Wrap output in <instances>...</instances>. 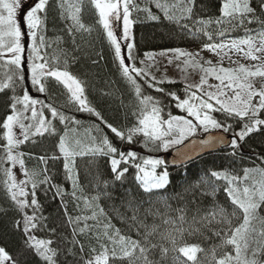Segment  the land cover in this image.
<instances>
[{
    "label": "trees",
    "instance_id": "trees-1",
    "mask_svg": "<svg viewBox=\"0 0 264 264\" xmlns=\"http://www.w3.org/2000/svg\"><path fill=\"white\" fill-rule=\"evenodd\" d=\"M33 2L34 0H22L23 11L27 7L28 10ZM161 2L172 4L177 0ZM185 2L187 0H181L180 6L183 7ZM224 2L225 0H194L191 17L176 22L165 19L152 0H132L134 7L130 14V20L133 22L130 42H134V52L143 54L158 50L200 47L205 43L244 39L251 33L264 31V24L255 19L251 24L245 21L241 26L236 22L228 23L229 19L223 18L224 23L217 25L215 21L221 18ZM259 4L260 0H250V6L256 9L255 16L264 20V13L261 12ZM76 7L80 8L76 15L84 25L83 28H79L69 18V14L74 13ZM144 8H148L158 19L152 20L147 12L137 10ZM171 11L180 17L178 9ZM39 15L42 23L38 34L45 37V46L40 48V54L49 67L67 70L78 78L84 86V99L88 106L127 134V129L137 124L141 105L135 87L118 70L119 62L115 58V50L98 22V13L91 0H49L46 12ZM198 21H212L206 28L212 35L211 41L203 31H197L205 27ZM234 23L236 26H233ZM221 29L225 31L223 37L218 35ZM29 51H26V60ZM3 70L0 65V84L5 81ZM13 75L9 87L0 91V246L4 247L13 259L18 260L19 264H46L25 246L27 237L22 228L23 213L19 212L11 201L4 183L6 177L3 169L10 167V163H5L3 159V146L6 144L3 122L12 114L14 97H22L25 91H28L32 98L44 104H51L66 116L80 122L74 124L69 121L61 124L58 119L52 120L48 109H41L38 104L46 118H51L55 132L31 136L17 149V152L22 154L21 159L28 173L25 175L27 180L34 172L39 173L35 177L37 180L43 179L44 175L49 177L48 184H41L36 189L40 207L35 214L42 219L37 221L38 226L32 230L31 235L37 239L52 241L50 247L57 253L54 257L55 264H85L102 251L101 244L108 247L110 264H145L144 256L151 264H216L225 253L235 256L233 247L224 244L226 237L224 231H221L227 229L228 225L217 223L212 213L218 206H223L229 214L235 211V215H230L232 228L243 222V213L227 198L224 192L225 181L216 180L211 176V172L227 171L242 177L244 168L264 167L261 162L264 158V131L245 137L235 150L229 146L176 169L167 166L170 183L164 189L144 192L136 180L137 170L134 167L128 166L129 171L117 180L111 171L109 156L87 153L88 147L94 143L92 137L106 134L118 150L134 151L139 158L161 156L162 150H153L155 145L151 143L145 147L142 134L134 137L133 143L122 142L104 127L95 115L78 111V105L69 103L67 90L54 78H45L46 92L40 93L35 88H28L31 77L28 84L29 80L25 74L23 81L16 73ZM132 76L140 86L142 96H152L160 102L162 119H168L169 113L178 116L182 114L175 107L176 101L168 95L174 92L179 97L183 96V86L178 80L158 83L157 87L164 89L163 92H158L148 87V82L155 83L149 76L142 78L135 73ZM212 115L226 125H232L228 134L233 135L234 131H240L243 126L242 121L226 117L220 112H213ZM260 118L264 119L263 112L260 113ZM97 126L102 133L96 131ZM65 133L72 150H83L86 153L69 160L70 173L64 168L65 159L58 147L60 137L65 136ZM77 140L80 141L79 144L76 143ZM41 157L44 159L41 160ZM141 162V159L137 160V163ZM157 171L162 170L159 167ZM69 175L72 179L68 178ZM255 179L258 180L259 176ZM194 183L198 186L192 188ZM246 183L250 184L251 180ZM55 186H59L62 195L57 194ZM213 186L215 192L212 190ZM26 187L31 193V183ZM27 199L30 201L31 195ZM129 203L133 207L139 206L137 221L131 219L133 211L129 209ZM101 208L104 209L102 216L99 215ZM146 209H151V214L147 213ZM180 209L183 211H178ZM94 212L97 213L96 219L91 218ZM181 215L184 216L183 222L179 219ZM121 217L125 219L122 220ZM16 220L21 221L19 230L14 226ZM108 221L114 226L109 231L120 229L122 235L139 241L147 249L146 253L141 255L137 249L133 257L120 258L119 245L111 244L102 235L98 241L96 236L103 233V225ZM153 227L155 231H152ZM178 228L184 231H177ZM262 229L264 204L256 210V218L251 220L248 248L242 252V258L254 259L257 264H264V236L259 235ZM149 231L152 234L148 236L146 243L144 237ZM216 231L220 232L219 236L214 234ZM230 235L231 232H228V236ZM173 239L175 244L172 243ZM185 245L200 246L202 251L197 252L196 261H188L178 251ZM113 247L116 249V258L111 256ZM162 248L168 249L166 254L162 252Z\"/></svg>",
    "mask_w": 264,
    "mask_h": 264
},
{
    "label": "snow or ice",
    "instance_id": "snow-or-ice-1",
    "mask_svg": "<svg viewBox=\"0 0 264 264\" xmlns=\"http://www.w3.org/2000/svg\"><path fill=\"white\" fill-rule=\"evenodd\" d=\"M152 2L155 4V7L163 13L165 19L176 22H179V19H189L192 13V5L194 4V0H187V2L183 3V7L180 6L181 0H177L176 3L172 4L161 2V0H152ZM48 3L49 0H37V2L23 14V20L28 29L27 35L32 40V44L29 45L30 51L27 66L31 73V84L33 88L40 93H45V78H54L67 90L69 103L78 105V111H87L95 115L100 123L122 142L126 141L128 143H133L134 137L142 134L145 147L151 143L155 145L153 150L167 151L170 146L183 145L185 140L197 134L198 129H202L206 133L210 132L212 129H219L225 133L232 129L231 124L226 125L223 121L216 119L212 115L213 112H220L226 117L238 119L243 122L241 130L238 132L234 131L230 141L229 146L234 150L238 147V143L243 141L245 137L254 132L264 131V119L260 118V113L264 111V83H262L259 89H256L251 82H247L249 77L264 78V63L255 66V70L246 68L243 65H240L238 69H232L211 66L212 62L209 60L205 61V63L210 66L203 67L199 60L196 59V57L199 56L198 52L189 53L181 49L165 50L161 55L171 52L174 54L175 59L185 57L186 59L183 61L185 67L191 66L193 69H199L203 74L200 76V83L194 86L196 89L195 91L190 90L193 87L192 85H186L185 98L181 99L174 92L168 93L171 99L176 101L175 107L180 109L181 112H185L186 116L171 115V113H169L168 119H162L160 102L152 96H142L141 88L131 74L134 72L136 76L142 78L148 75L143 69L135 67V56L133 55L135 47L134 42H128L126 44L128 50L127 59L132 61V64L129 65L126 63L125 57L122 56L121 45L112 30V20L122 19L123 39L126 41L131 40V26L133 22L130 20V14L134 7L132 5V0H91V4L98 13V22L102 25L108 40L115 50V58L119 62L118 70L122 76L135 87V92L141 105L137 124L127 129V134H125L124 131H121L106 121L99 112L88 106L86 100L83 98L84 86L78 78L67 70L50 68L47 61L40 54V48L45 46V37L42 34H38L42 23L39 14L46 12ZM21 6L22 0H0V58L5 55V52L11 54V58L6 62L19 70L17 75L19 79L23 81L25 76L21 68V63L25 48L21 43L22 28L17 23V12L21 9ZM259 6L261 12L264 13V0H260ZM173 9L179 10L181 14L179 18L171 11ZM137 10L147 12L149 18L152 20L158 19L148 8ZM79 12L80 8L76 7L75 12L69 14V18L79 28H83L84 25L80 22L79 16L76 15V13ZM255 13L256 9L250 6V0H225L221 7V18H218L215 23L221 25L224 23L223 18H230L228 23L236 22L241 26L244 24L245 19H247L249 24H251L254 19L264 24V20H260L259 17L255 16ZM250 15L251 18H249ZM198 23L203 24L205 27L204 29H197V31H203V34L211 41L212 35L206 28L212 21H198ZM233 26H236L235 23ZM184 27H187V25H184ZM218 35L223 37L225 31L221 29ZM4 37H9L10 39L5 42ZM257 37L248 36L244 39H232L230 41H221L220 43H205L202 50L219 56L221 60L223 56L228 54L224 51L227 49L229 52L243 53V56L247 59L264 61V31L258 32ZM242 46H246V50ZM257 53L261 55H257ZM152 55L151 53H145L146 58H151ZM169 63H171V60H169ZM239 74H243V79ZM208 77H213L219 81L217 85H208L209 88H215V91H204V86L207 85ZM11 79L12 77L9 76L8 80L10 81ZM152 80L154 81L155 78L153 77ZM163 82L164 81L155 83L148 82V87L154 88L158 92H163L164 89L157 87L158 83ZM8 87V83H2L0 84V91ZM229 93H231V95H229ZM257 97L259 99L254 103ZM38 104L41 106V109H48L52 120L58 119L61 124H66L69 121L74 124L80 123L74 118L66 116L53 105L44 104L30 97L28 91H25L22 97H14V102L11 105L12 114L8 115L3 122V128L6 130L4 132L6 144L3 146L5 151L3 159L5 163H10L13 166L19 164L26 176L28 173L24 168V161L20 159L22 154L14 153V149L28 140L30 135L42 136L45 132H55L52 121L46 119L42 110L37 109L36 106ZM17 105H22L23 111L30 110L32 119L35 123L28 125L22 123V113L17 111ZM187 117H191V119ZM14 125H19L23 140L17 139L16 134L13 132ZM164 125L167 126L166 129H163ZM72 131H74V129ZM96 131L102 133L99 126H97ZM66 136L67 133H65V136L60 137L58 147L65 159L64 168L70 173L71 168L69 166V160L76 155L83 156L86 153L83 150L79 152L72 150ZM92 140L94 143L88 147L87 153L109 156L111 171L115 174V179L120 180L125 173L129 171L128 166H131L137 170L136 180L139 182L144 192L164 189L170 183L167 162L165 160L150 157L139 158L134 151L129 150L125 152L118 150L106 134H101L99 137L93 136ZM76 143L79 144L80 141L77 140ZM197 143H199L200 149L204 150L214 149L217 145L226 144L227 141L221 135H209L206 139H200L198 142L196 140L190 141V145H195ZM190 145H185V147H189ZM176 153L180 156V163H185L186 160L191 159V156H188L180 148L176 149ZM198 154L199 153H197V155ZM233 154L235 153L233 152ZM117 156L119 158H117ZM43 159L44 158L41 157V160ZM138 159H141L142 162L137 163ZM261 162L264 163V158L261 159ZM122 164L125 165V167L121 168L120 166ZM162 165L165 166L164 170L158 173L157 169ZM3 172L6 177L4 182L6 185V192L11 201L16 205L17 210L23 213L22 228L27 237L25 246L34 251L36 255L46 262V264H55L54 257L57 253L54 248L50 247L52 241L37 239L34 235H31L32 230L36 229L38 226L37 221L42 219V217H37L35 214L40 207L36 198V189L41 184H48L49 177L44 175L43 179L37 180L35 177L38 176L39 173L34 172L29 176L28 180L17 182V177L13 174L11 167L4 168ZM243 173L244 175L241 177L230 174L227 171L214 170L211 172V176L215 177L216 180L225 181L226 186L224 187V192L227 198L235 208H238L243 213V222L235 228L231 227L230 219V215H235V211L229 214L223 206H218L217 210L212 213L213 219H215L217 223L228 225L227 229H221V231H224L226 237L224 244L231 245L235 252V256L225 253L222 258L217 260L216 264H257V261L254 259L242 258V252L248 248V233L250 231L251 220L256 218V210L261 204H264V167L256 166L253 168H244ZM256 176H259L258 180L255 179ZM68 178L72 179L71 175H69ZM249 180H251V183H246ZM28 183H31V193L26 191ZM73 185L75 187V181H73ZM197 186L198 184L194 183L191 187L195 188ZM55 187L57 194L62 195L59 186ZM212 190L215 192V186H213ZM185 191H188V189H185ZM29 195L32 197L30 201L27 199ZM96 199H98V197ZM128 207L133 211L131 219L137 221L139 206L133 207L132 204L129 203ZM28 208H32V215H29L27 211H25ZM145 211L151 214V209H146ZM178 211L182 212L183 210L180 209ZM99 215H104V209H100ZM217 217L219 219H217ZM91 218L96 219L97 213L94 212ZM121 218L122 220L125 219L124 217ZM179 219L183 222L184 216L181 215ZM165 222L168 223V221ZM140 223L143 226V222L141 221ZM14 226L19 230L21 228V221H14ZM103 227L104 231L103 233L97 234V240L99 241L102 235L111 244L119 245L121 252L120 258L133 257L137 249H139L141 255L146 253L147 249L141 245L139 241L132 240L130 237L122 235L120 229L116 228L113 231H109L114 228L110 221L105 223ZM176 230L180 232L184 231L182 228ZM81 231H83V229ZM152 231H155V227H153ZM228 232H231L230 236H228ZM151 234V231L145 233L144 239L146 243L148 236ZM214 234L219 236L220 232L216 231ZM259 235L264 236V229L260 231ZM172 243L175 244V239L172 240ZM100 247L102 251L94 255L92 259L87 260L85 264H110L108 247L104 244H101ZM152 247H155V245H152ZM81 250H83V246H81ZM92 251L95 252V249ZM167 251V248H162L164 254H166ZM178 251L186 257L188 261L194 262L197 259V252L202 251V249L199 245H185L180 247ZM111 256L113 258L117 257L115 247H113L111 251ZM144 260L145 264H151L146 256H144ZM0 264H19V262L13 259L4 247L0 246Z\"/></svg>",
    "mask_w": 264,
    "mask_h": 264
},
{
    "label": "rangeland",
    "instance_id": "rangeland-1",
    "mask_svg": "<svg viewBox=\"0 0 264 264\" xmlns=\"http://www.w3.org/2000/svg\"><path fill=\"white\" fill-rule=\"evenodd\" d=\"M35 2H37V0L36 1L34 0L33 3H35ZM27 8H25L23 11V8L21 6V9L18 10V12H17V23L22 28V41H21V43H22L23 47L25 48V51L22 54L21 68L23 69V74H25L27 76V78L29 80V82H28V84H29L31 73H30V70L28 69V66H27L28 60L25 59V55H26V51L29 50V45L32 44V40L27 35L28 29H27L25 22L23 20V14L26 13ZM249 18H251V15L249 16ZM228 19H230V18H228ZM245 21H247V19H245ZM112 30H113L114 35L117 37L118 42L121 45L122 56L125 57L126 63L131 65L132 61H129L127 59L128 50L126 48V44L128 42H130L131 40L126 41L123 39V21H122V19L121 20H115V19L112 20ZM257 33H251L248 36L257 37ZM248 36H246L245 38H247ZM9 39H10L9 37H4L5 42H7ZM230 40H232V39H228V40H224V41H230ZM257 43H258V37H257ZM242 47H244L246 50V46H242ZM202 49H203V46H200V47L198 46V47L182 48L181 50H183L185 52H189V53H197L198 52L199 56L196 57V59L199 60L200 64L203 67H209L210 66V65L205 63V61H209V60L212 62L211 66H215L217 68L224 67V68H232V69H238V67L240 65H243L246 68H250L252 70H255V66L264 63V61H254L251 59H247L243 56V53L229 52L227 49H225L224 51L227 52L228 54L226 56H223V59L221 60V58L219 56H217L211 52L204 51ZM164 51L165 50L147 52V53H151L153 55L151 56V58H146L145 53L136 54L133 50V55L135 56V61H134L135 67L139 68V69H143L148 74L147 76H149L150 79H152L154 77L155 82L164 81L163 83H166V82H173V81L178 80L177 82H179L183 86V92L184 93H183V96L180 97L181 99H183L186 97V91H185L186 85H192L193 87L190 90L195 91L196 89L194 86L200 83V76L203 73H201L199 69H193L191 66L185 67L184 62H183L184 59H186L185 57H181L180 59H175L174 54L171 52H167L165 55H161V53ZM257 55H261V54L257 53ZM10 58H11V54H9L7 52H5V55L2 58H0V62H1L0 65L4 69L3 70L4 72H2V74L5 78V81H3V83H8V84H10L12 81V79L9 81L8 77L9 76L14 77L13 74L14 73L17 74V72L19 71L15 68V66L10 65L6 62ZM169 60H171V63H169ZM133 73H131V74H133ZM239 75L243 79V74H239ZM247 82H251L253 84L254 88L259 89L261 87L262 83H264V78L249 77ZM217 84H219V81H217L213 77H208L207 85L204 86V91H215V88H209L208 85H217ZM30 85L28 88L33 90L32 84H30ZM29 95H30V93H29ZM229 95H231V93H229ZM258 99H259L258 97L255 98L254 103ZM36 107L38 110H41L38 107V105ZM17 111L22 113V115H21V122L22 123H24L25 125L35 123V121L32 119V114H31L30 110L29 111H23V106L17 105ZM262 112L264 114V111H262ZM181 113L182 114L180 116H186L185 112H181ZM187 118L191 119V117H187ZM46 119H48V118H46ZM48 120H51V118H49ZM166 127L167 126L164 125L163 129H166ZM33 131H34V129H33ZM215 131H222V130L212 129L210 132H215ZM13 132L16 134L17 139L23 140V135L21 133V129L19 128V125H14ZM210 132H208V133H210ZM205 134H207V133L204 132L202 129H198L197 134L195 136L189 137L187 140L184 141V143L187 142L189 139H192V138H202ZM31 136H33V135H30L29 138ZM180 146L181 145L170 146L167 151L162 150L163 153L161 156H149V157L150 158L163 159L167 162V165H168L169 154L171 153L172 150H174L175 148H178ZM17 149L18 148L14 149V153H18ZM20 159H21V156H20ZM10 167L13 170V174L17 177V182H19L21 180H27V178H26L24 172L21 170L19 164H16L15 166L10 164ZM164 167H165L164 165L160 166V170L163 171ZM157 172L159 173L161 171H157ZM26 191H28L27 187H26ZM25 211H28L27 213L29 215L33 214L32 208H28Z\"/></svg>",
    "mask_w": 264,
    "mask_h": 264
},
{
    "label": "water",
    "instance_id": "water-1",
    "mask_svg": "<svg viewBox=\"0 0 264 264\" xmlns=\"http://www.w3.org/2000/svg\"><path fill=\"white\" fill-rule=\"evenodd\" d=\"M209 135H213V136H217V135H221L225 138V140L227 141L226 144H223V145H217L216 148L214 149H204V150H201L200 149V145L199 143L195 144V145H190V141L192 140H196L197 142L200 140L198 138H194V139H191L189 141H187L185 144H183L182 146L178 147L180 148L184 153H186L188 156H191V159L190 160H186L185 163H180V156L177 155L176 153V149H174L169 157H168V166L172 169H176V168H179V167H182V166H185L203 156H206L208 154H212V153H215V152H219V151H222L224 148L228 147L230 145V141H231V136L230 135H227L223 132H213V133H208L206 134L203 138L201 139H206ZM185 145H190L189 147H185ZM197 153H199L197 155ZM175 162V163H174Z\"/></svg>",
    "mask_w": 264,
    "mask_h": 264
}]
</instances>
